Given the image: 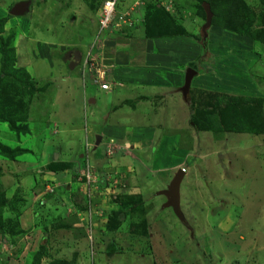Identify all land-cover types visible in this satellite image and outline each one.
I'll return each instance as SVG.
<instances>
[{
  "label": "rangeland",
  "instance_id": "374dc122",
  "mask_svg": "<svg viewBox=\"0 0 264 264\" xmlns=\"http://www.w3.org/2000/svg\"><path fill=\"white\" fill-rule=\"evenodd\" d=\"M101 1L0 0V19L5 20L0 36L5 47L13 49L12 68L23 70L33 83L31 90L23 88L21 94L10 88L0 94L2 100L20 102V110L11 115L16 130L0 122V191L5 199L0 214V264H30L39 245L37 264H264V133L218 130L215 139L212 132L191 128L187 109L189 103H206L208 95L243 99L260 107L264 128V41L224 30L219 26L225 22L213 16L202 41L205 16L197 0H118L116 10L132 9L136 23L131 29L111 28L98 34L95 15ZM242 1L255 14L260 11L256 0ZM18 2L28 3L26 12L9 15ZM155 6L185 36L145 45L140 36L160 16ZM114 51L126 52L137 72L146 66L157 69L167 80L180 76L178 84L167 82L169 87L161 93L164 113L160 118L151 114L150 123L168 128L164 135L174 137L184 152L167 156L161 171L156 167L150 177L151 183H138V189L131 187L135 183H123L122 176L115 178L122 182L113 183L112 170H92L91 178L97 181L100 176L104 181L96 187L102 195L93 197L102 218L86 232L77 226V216L86 207L79 188L84 180L77 181L75 172L79 166L83 170L87 157L101 145L95 146V136L85 138L89 130L84 132L80 91L74 90L66 105L60 106L62 111L68 109L62 115L66 121L59 114L52 115L53 103L61 102L69 84L80 86L85 61L102 69ZM65 53L69 64L61 60ZM75 63L72 76L69 69ZM188 69L195 75L190 80L188 103H184L179 88ZM150 101L151 106L156 102L152 97ZM195 116L199 126L206 125L204 117ZM217 118L220 122L221 117ZM63 144H70L71 150ZM45 158L58 163L71 159L64 164L73 170L58 176L60 187L53 199L58 206H46L43 212L45 205L40 202H46L50 193L44 188L48 184L45 171L49 170L41 166ZM17 169L20 174H15ZM178 169L185 171L178 195L187 227L164 207L165 197L158 195ZM109 182L117 192L107 194ZM120 183L122 193L129 187L125 192L130 194H124L128 196L116 194ZM36 188L42 190L38 198ZM132 192H141L140 205H132L137 201L129 198L135 195ZM25 237L34 238L36 244L25 246Z\"/></svg>",
  "mask_w": 264,
  "mask_h": 264
},
{
  "label": "crops",
  "instance_id": "0c3cea01",
  "mask_svg": "<svg viewBox=\"0 0 264 264\" xmlns=\"http://www.w3.org/2000/svg\"><path fill=\"white\" fill-rule=\"evenodd\" d=\"M118 11H123V9L117 10V12ZM140 37L143 38L142 35ZM151 41L153 40H145L144 43L146 45L149 44L148 42ZM89 55L91 56V54H88V56ZM144 62L145 61H143L142 63ZM91 63H92L91 67L85 65L83 68L81 67L83 70L81 69L80 71L81 84L78 88L76 87L74 88V85L71 84H69L67 87L64 88L65 89L64 91L65 95L63 96L64 100L62 99L61 102L58 101V103L56 102L53 103L54 108L52 111V115L53 116H56V114H59L61 116L66 115L68 109L67 110L64 109L62 111L60 106L62 104L66 105L67 103L66 98H70L74 90L80 91L82 97L84 98V103L83 102L82 104L80 103V109L83 114V119L85 116L84 122L86 128L84 132L89 130L88 132H86L85 138L87 139L90 138L91 136L92 138L93 136L98 137L99 139H98L97 147L99 144L101 145V148L98 151L95 150L92 152V154H90V156L88 157L86 156L87 157L86 163L91 165V168L95 170L96 173L98 172L100 173L104 169L114 171V177L112 181L113 183H117V181L118 182L123 181V183H126L127 186L129 183H135V185L133 184L131 185V187L134 186L135 188L138 189L141 183H151V180H149L150 177L152 176V174L157 172L156 170L157 168L161 171V168L164 167V163L165 160L167 159V156L172 157L175 156L180 151L184 152L182 149L181 150L179 149L180 148L179 146H176L177 142L174 137H170V135H164L166 129L169 130L168 128H162V126H160L157 123L154 124L150 123L151 114L155 115L157 118H160L164 113V111L162 110L164 102L161 93L169 87L168 86L169 81L170 83L174 82L178 84L177 82L180 81L181 78L178 75L174 76V78L172 77L173 80L170 79L167 80L168 78H161V74L158 73L157 69L146 68V66L144 68L143 66H141V71L137 72L138 70L136 71V68H134V64L131 62L130 57L126 55V52L124 53L121 51L112 52L111 57H109V62L103 65L102 69L97 67L96 66L97 64L95 62H94L95 64L93 62ZM73 66H74L73 68L69 69L72 70L71 73L72 76L74 75L73 72L77 68L76 64H74ZM101 84H106L108 90L107 91L100 90L99 86ZM126 94L131 95L129 96L131 98L126 96ZM121 95H124L123 97H121L122 100L114 101V99H117ZM151 97L156 101L153 106L150 105ZM182 101L184 103L186 102L188 103V101L186 100L184 101L182 99ZM122 102H126V103L124 105H120ZM189 116H190V112H189ZM62 120L66 121V117L62 116ZM67 132L69 133L68 130ZM84 132L82 138L85 136ZM67 145L69 147L68 149L71 150V146H69L70 144H63L61 146L65 147ZM64 147L62 148L65 149ZM106 149H108V151H106ZM78 157L82 159L81 153L78 154ZM194 157L197 158L196 156ZM82 161L83 160H81V164ZM67 162H72V161L71 159H68L66 161L63 160L58 163L56 161L54 162L48 161L45 158L44 164H42L41 166H49L52 163L64 164ZM71 167L66 169H54V170L45 171V175L47 177H44V179L48 178V184L47 183L46 184L51 185L52 187L50 189L51 192L47 193L46 196V199L48 200H46V202L39 201L40 205L41 204L45 205V207L43 208L41 207L43 212H45L44 211L45 208L48 209V207L46 206H49L50 208L52 207L56 208L58 206L56 200H53L55 196V192L56 191L58 192L59 191L58 188L60 187L58 176L62 174H66L68 170L69 171L73 170V168ZM80 171H81V166L78 167V171L76 172H80ZM19 172L20 170L17 169V173L15 174H20ZM76 172L75 175L77 174ZM183 172L185 175V171ZM19 176L22 177V175ZM121 176H122V181L115 179V178H120ZM99 178L96 181V183H104L103 178L100 176ZM21 179L18 180L16 179V181L19 183ZM46 184L44 185V188L48 190L49 186H47ZM80 186H79L80 189H84L83 184ZM108 186H109V191L108 190L106 191L105 189L107 194L108 193L112 194L113 192H117L116 188H114L110 184V182ZM122 188L123 187L120 183V186L117 187L119 191L116 194H122V195L130 194L125 192L129 190V187H127L124 193H122V191L120 192ZM67 189H69V187L65 185V190ZM141 189L143 191L144 187H141ZM141 189L139 191H141ZM37 190H36L35 198L40 197V195L42 196L41 193L42 190L41 189L40 191ZM51 193H54V195H50ZM131 194H135V195L137 194V196L140 195L142 197L141 192L139 193L132 192ZM101 195L102 193H99V195L97 196H101ZM124 196H128V195H124ZM30 197L28 201H30ZM93 203L94 202L92 199V206L97 210V207H95ZM98 212L101 213L100 211ZM101 217H102V213H101ZM25 238H26V240L24 241L25 246L29 245L30 242L32 243V245H34V243L36 244L34 238L30 237L31 241L27 240V237Z\"/></svg>",
  "mask_w": 264,
  "mask_h": 264
},
{
  "label": "trees",
  "instance_id": "16d2710c",
  "mask_svg": "<svg viewBox=\"0 0 264 264\" xmlns=\"http://www.w3.org/2000/svg\"><path fill=\"white\" fill-rule=\"evenodd\" d=\"M200 4L205 3L208 5L213 19L221 17L225 22L224 25L219 27L239 34L241 36L251 38L254 41L262 43L264 41V0H256L259 7V12L254 13L249 9L242 0H197ZM102 2V1H101ZM101 4V3H100ZM155 12L160 15L159 19H155V24L151 25V29L147 27L144 29V40H155L161 38H176L185 36L183 29L175 27L172 19L160 9L155 6ZM148 19V18H147ZM146 19V21H147ZM4 19H0V34L2 32V26ZM67 53L60 55L61 60L65 64L71 62L67 59ZM13 49L6 48L2 38L0 36V94L4 93L6 88L12 89L15 93L21 94L23 88L29 90L32 89L33 83L30 82L29 76L19 69H13ZM77 64V63H75ZM13 71H12V70ZM11 71V72H10ZM208 100L213 101L215 105H211L210 101L202 105L189 103L188 108L190 112L189 125L194 131H205L212 132L213 137L216 136L218 130L223 133H234V134H263V122L260 115V107H255L250 102H243V99H231L226 100V97L221 94L208 95ZM215 98L218 100L216 101ZM0 97V122L5 123L10 130H16L14 124H11V115L14 116L20 110V102L18 100H2ZM3 102V105L1 104ZM201 103V102H199ZM196 114L202 116L205 119L206 125L201 123L199 126ZM217 116L221 117L220 122ZM216 124L215 129L209 126ZM67 164L52 163L48 166L49 170L54 169H66L70 168ZM131 199H137L132 202V205H140L141 199L137 195H129ZM5 199L4 194L0 191V214L2 205H4ZM45 237H42L40 242L44 241ZM42 246L39 245L38 250L31 258L30 264H37L40 258ZM61 262L60 264H64Z\"/></svg>",
  "mask_w": 264,
  "mask_h": 264
},
{
  "label": "built area",
  "instance_id": "2783aa9c",
  "mask_svg": "<svg viewBox=\"0 0 264 264\" xmlns=\"http://www.w3.org/2000/svg\"><path fill=\"white\" fill-rule=\"evenodd\" d=\"M118 4V0H104L101 2L99 7L96 10V18H97V33H105L111 28H121V29H131L134 24L136 23L134 12L132 9H125L120 13L116 11V5ZM91 60L89 63L85 61L84 65L91 67ZM102 74V72H101ZM100 90L107 91L108 87L106 84H101L99 86ZM108 151V149H106ZM108 153V152H107ZM89 168V169H88ZM82 170V168H81ZM92 168L88 166L85 162V167L82 171L76 174L77 181L84 184V189H80L85 196V211L81 214V216H77V222L79 228L86 231V229L90 230L91 225L96 219H100L101 213H99L93 206H92V199L94 195H99L96 192L97 183L96 181L91 178L93 174ZM48 192H51L48 189ZM87 232V231H86Z\"/></svg>",
  "mask_w": 264,
  "mask_h": 264
},
{
  "label": "water",
  "instance_id": "95a60500",
  "mask_svg": "<svg viewBox=\"0 0 264 264\" xmlns=\"http://www.w3.org/2000/svg\"><path fill=\"white\" fill-rule=\"evenodd\" d=\"M27 5H28V3H26V2L15 3L9 11V15H11V16H22L27 10ZM201 8H202L204 16H205V22L200 29L201 36H202L201 40L204 41L205 37H206L205 30L210 25V19H211L212 15H211V12H210L207 4L202 3ZM193 76H194L193 71L188 69L185 72L184 79H183V85L179 89V91L181 93V97L184 101L186 100L190 80ZM98 139H99L98 137H95V146L98 144ZM183 176H184V172L182 170L178 169L174 173V175H173L171 181L169 182V184L167 185L166 189L159 192L158 195H162L165 197L164 207L170 208L171 211L173 212L174 216L177 218V220L180 221L185 227H187V225H186L185 221L183 220L182 215L179 211L178 190H179V185H180V182H181Z\"/></svg>",
  "mask_w": 264,
  "mask_h": 264
},
{
  "label": "clouds",
  "instance_id": "9594fccd",
  "mask_svg": "<svg viewBox=\"0 0 264 264\" xmlns=\"http://www.w3.org/2000/svg\"><path fill=\"white\" fill-rule=\"evenodd\" d=\"M117 11V10H116ZM120 12H122V11H118L117 13H120Z\"/></svg>",
  "mask_w": 264,
  "mask_h": 264
},
{
  "label": "flooded vegetation",
  "instance_id": "af4514ba",
  "mask_svg": "<svg viewBox=\"0 0 264 264\" xmlns=\"http://www.w3.org/2000/svg\"><path fill=\"white\" fill-rule=\"evenodd\" d=\"M70 54V53H69Z\"/></svg>",
  "mask_w": 264,
  "mask_h": 264
}]
</instances>
